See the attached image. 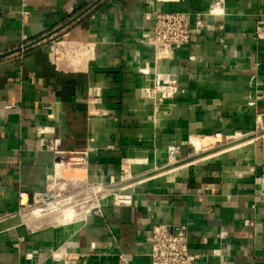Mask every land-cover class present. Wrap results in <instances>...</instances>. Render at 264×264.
Returning a JSON list of instances; mask_svg holds the SVG:
<instances>
[{
	"label": "crops",
	"instance_id": "1",
	"mask_svg": "<svg viewBox=\"0 0 264 264\" xmlns=\"http://www.w3.org/2000/svg\"><path fill=\"white\" fill-rule=\"evenodd\" d=\"M211 1L0 0V264H151L153 225L185 226L195 264H264V0L207 11ZM154 10L215 13L154 65L144 37ZM63 34L55 56L49 39ZM69 42L89 49L74 57ZM159 73L175 81L174 97L145 104L141 89ZM92 87L104 120L88 114ZM218 133L229 140L209 143ZM191 137L202 141L197 152ZM172 144L174 172L132 188L130 206L103 202L99 215L49 232L9 217L20 192L45 188L60 158L86 153L82 179L100 180L124 160L135 172L154 169L166 162L155 152Z\"/></svg>",
	"mask_w": 264,
	"mask_h": 264
},
{
	"label": "built area",
	"instance_id": "2",
	"mask_svg": "<svg viewBox=\"0 0 264 264\" xmlns=\"http://www.w3.org/2000/svg\"><path fill=\"white\" fill-rule=\"evenodd\" d=\"M18 1L21 2L22 6H24L25 0ZM221 4L222 0H212L207 11L215 9L217 8V5ZM21 14L24 15L26 12L22 11ZM194 15L195 16L187 12L164 13L157 10L153 11V25L151 31L146 33L144 37L145 44L150 46L153 50L154 65L162 60H171L175 51L187 46L190 43L193 34L202 31L204 26L203 18L206 17V12ZM67 36V34H63L60 40L53 38V36L50 37V51L53 55L56 56L59 54L58 47L64 45ZM67 48H69L70 54L74 53L81 56V54L84 53V49H89V46L88 44L85 46L80 43L69 42ZM167 80V83H165V80L160 79L159 76L156 75V77L152 80V85L144 86L141 89L143 103H151L154 106L157 98L162 101L173 99L176 92L175 81L172 79ZM91 91H94L93 95H91ZM100 91L101 90L97 87L89 88L87 91L86 104L90 117L104 120L108 117V112L102 107ZM260 118H262V116H257L256 119L260 120ZM257 128L263 129L261 124L258 125V122ZM42 131L43 130L39 132ZM228 140L229 137L222 136V134L218 133L209 138V143L213 142L221 145ZM164 147L166 148V159L168 164H177L180 159L178 146L172 144ZM55 154L59 155V152L55 151ZM86 156L87 154L83 153L79 159L69 161V159L64 160L60 158L59 161L65 163L69 167L83 168L86 165ZM47 189V185H45V188L42 191L32 194L20 192L18 194L19 209L16 214L9 217H22L28 211L32 213V211L35 210L34 208L37 209V207L42 209L41 207H43L47 202L45 201L44 196L47 194L56 195L54 193H50V190ZM118 191H120V189ZM118 195L113 196L111 205L130 206L132 204L131 193L127 192L124 199H117ZM56 199L57 196L53 197L50 201L55 202ZM88 214L99 215L100 206L98 205L95 208H92V210L89 209L83 216H87ZM148 243L150 245L149 258L151 264H195V256L188 252V241L185 226H179L178 228L170 231L164 225H153L150 236L148 237ZM59 255L63 256L62 254ZM63 260H66L65 256H63ZM119 260L122 263L125 262L122 256H119Z\"/></svg>",
	"mask_w": 264,
	"mask_h": 264
},
{
	"label": "rangeland",
	"instance_id": "3",
	"mask_svg": "<svg viewBox=\"0 0 264 264\" xmlns=\"http://www.w3.org/2000/svg\"><path fill=\"white\" fill-rule=\"evenodd\" d=\"M134 165L136 164L128 163L127 160H124L118 166L117 176H109L105 179L102 178L100 180L87 178L84 181L81 180V181L72 182L71 180H64L59 177L51 178L50 180H48L46 184L48 188L47 190H50V193H54L57 195L56 202L63 200L65 198H71L70 205L73 206L74 210L78 215L77 220H79L83 215L86 214V211H88L89 209L92 210V208H95L98 205L101 206L103 202H109L111 204V202L113 201V196L118 195L120 193V191H118L119 189L128 188L131 186L129 189H127V192H129L132 190V188L138 186L139 182L148 179L149 177L166 172L172 169L173 167H175L177 164H168L166 159V162L164 164L157 165L155 166L154 169L145 167L148 165H143V164L142 166L139 165V168L142 167V169L136 172L133 171ZM71 168H76V167H71ZM51 175L52 172H50V176ZM50 183L54 185L52 186ZM48 185H51V187ZM95 189H99L100 193L94 192ZM29 212L30 211L26 212L24 214L25 216L23 215L22 217H17L21 226L27 228L29 232L30 231L49 232L51 230L52 227L51 219L55 217L54 215L52 216L48 215V216H42L36 218L32 217L31 219H29ZM28 219L29 221H27ZM57 254H60V252L54 251L50 254L51 256L49 257L52 258Z\"/></svg>",
	"mask_w": 264,
	"mask_h": 264
},
{
	"label": "bare ground",
	"instance_id": "4",
	"mask_svg": "<svg viewBox=\"0 0 264 264\" xmlns=\"http://www.w3.org/2000/svg\"><path fill=\"white\" fill-rule=\"evenodd\" d=\"M211 13H215V11L213 12H208L206 14V16H210ZM74 57H75V54H74ZM77 59V58H76ZM164 61H168V60H162V61H159L158 62V65L162 64L161 62H164ZM152 70V69H151ZM159 70V69H158ZM159 78L164 80L163 78H165V83H167V79H171V77L169 75H164L162 73H159L158 74ZM158 99V98H157ZM154 117V116H153ZM237 138V136H235ZM234 137V138H235ZM190 144H192V146L195 148V151L197 152L199 149H200V146L202 144V141L196 137H191L190 138ZM162 150H159L157 152H155V159L157 158H161V156L163 154L166 155L167 157V154H166V148L163 147L161 148ZM128 163H133L132 160H128L127 161ZM145 162V161H144ZM143 162V163H144ZM85 171L82 169V168H71L69 166H67L65 163L63 162H60L58 164L55 165V171H54V174H53V177L52 178H56V177H59L61 179H64V180H71L72 182H75V181H79V180H84L82 179V177L85 175L84 173ZM171 172H174L173 170H169V171H166V172H163V173H160L158 175H156L155 177L153 178H158L159 180L161 178H164L166 176H168ZM153 178H149V179H145L141 182L138 183V185H141V184H144L150 180H153ZM60 179V180H61ZM112 180V179H111ZM114 180V179H113ZM53 183V182H52ZM50 183L52 186L54 184ZM51 185H48L51 187ZM131 187V186H130ZM130 187L128 188H123V189H120V194L118 195L117 199H124V196L125 194L127 193V189H129ZM77 188V187H76ZM98 188V187H97ZM91 189V188H90ZM94 189V187H93ZM60 191V189H59ZM94 192H99V189H95ZM74 193V192H73ZM76 193V192H75ZM100 193V192H99ZM72 194V193H71ZM68 195V194H67ZM101 195V194H100ZM57 195H53V194H47L44 196V199L45 201H47L45 203V205L43 206L44 208L42 209H35L32 211V213L29 214V219H31L32 217L36 218V217H42V216H52L54 215L55 217H53L51 219V222H52V226L53 227H59V226H63V225H69L71 224L73 221H76L78 218H77V213L76 211L74 210L73 206H71L70 204V201H71V198H65L63 200H60V201H55V202H51L50 200L53 198V197H56ZM65 196V195H64ZM94 196V195H93ZM67 197V196H66ZM103 197V196H102ZM61 198V197H60ZM91 198V197H90ZM89 198V199H90ZM47 199V200H46ZM87 200V199H86ZM97 200V199H96ZM85 201V200H83ZM82 202V201H80ZM29 219L27 221H29ZM82 225V224H81ZM71 227V226H70ZM74 228V227H73ZM63 258V257H62ZM57 260H61L63 261V259H61L60 257L57 258Z\"/></svg>",
	"mask_w": 264,
	"mask_h": 264
}]
</instances>
